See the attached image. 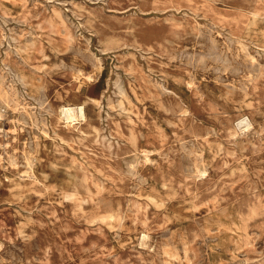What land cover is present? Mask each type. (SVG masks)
Instances as JSON below:
<instances>
[{
  "label": "rangeland",
  "instance_id": "rangeland-1",
  "mask_svg": "<svg viewBox=\"0 0 264 264\" xmlns=\"http://www.w3.org/2000/svg\"><path fill=\"white\" fill-rule=\"evenodd\" d=\"M0 264H264V0H0Z\"/></svg>",
  "mask_w": 264,
  "mask_h": 264
},
{
  "label": "bare ground",
  "instance_id": "bare-ground-1",
  "mask_svg": "<svg viewBox=\"0 0 264 264\" xmlns=\"http://www.w3.org/2000/svg\"><path fill=\"white\" fill-rule=\"evenodd\" d=\"M221 28V27H220ZM136 39V38H135ZM138 40V39H137ZM45 57V55H44ZM47 74V73H46ZM90 77V76H89ZM142 78V77H141ZM182 81V80H181ZM172 85V84H171ZM176 85V84H175ZM185 85V84H184ZM228 86V85H227ZM255 95V94H254ZM256 96V95H255ZM30 97V96H29ZM251 98V97H250ZM249 99V98H248ZM89 101V100H88ZM83 102V101H82ZM255 102V100H254ZM258 103V102H257ZM77 104V103H76ZM89 104V103H88ZM253 104V103H252ZM87 106H85V103H80V104H77V105H66V104H63L60 106V110H59V116L61 117V119L64 121L65 120V123L66 125H69L71 127H75V125L71 124L74 119H79V120H82V119H87V109H86ZM59 109V108H58ZM78 120V121H79ZM83 122V121H82ZM150 124V123H149ZM136 125V124H135ZM89 126V125H88ZM251 126V125H250ZM141 127V126H140ZM148 129V128H147ZM93 131V130H92ZM152 131V130H151ZM132 134V133H131ZM144 134V133H143ZM97 138V137H96ZM214 145V144H213ZM53 147V146H52ZM210 148V147H209ZM146 149V148H145ZM147 150V149H146ZM206 150V148H205ZM148 151V150H147ZM149 152V151H148ZM147 152V153H148ZM151 152V151H150ZM205 152V151H204ZM207 154V153H206ZM153 155V154H152ZM205 155V154H203ZM210 155V154H209ZM215 156V155H214ZM150 159V158H148ZM147 160V158H146ZM204 160V159H203ZM151 161V160H150ZM156 161V160H155ZM149 162V161H148ZM209 162V161H208ZM217 162V160H216ZM227 162V161H226ZM205 164V163H204ZM216 164V163H215ZM223 165V164H222ZM214 166V165H213ZM186 168V167H185ZM205 168V167H204ZM203 169V168H202ZM226 169V168H225ZM32 170H33V177H34V180L36 181H41L42 179V176L40 174V172L36 169V165H35V162L32 164ZM204 170V169H203ZM201 172V171H200ZM203 174V173H202ZM201 174V175H202ZM84 179V177H82ZM85 180V179H84ZM82 181V180H81ZM85 182V181H83ZM86 183V182H85ZM89 184H90V181H89ZM83 186V185H82ZM91 187V186H90ZM84 189V188H83ZM88 188H86L87 190ZM92 191V190H91ZM89 192V191H87ZM90 194V193H89ZM156 198V197H155ZM145 207V206H144ZM143 211H146V210H143ZM138 215V214H137ZM146 215V214H145ZM101 216V215H100ZM33 219V218H32ZM24 221V220H23ZM146 223V222H145ZM33 225V222L31 223ZM97 225V224H96ZM30 227V226H29ZM95 228V227H94ZM99 230V228H98ZM168 230V229H167ZM17 232V231H16ZM48 242V241H47Z\"/></svg>",
  "mask_w": 264,
  "mask_h": 264
}]
</instances>
